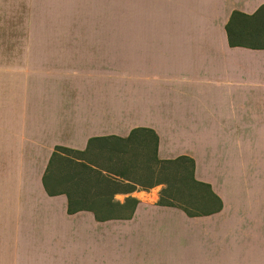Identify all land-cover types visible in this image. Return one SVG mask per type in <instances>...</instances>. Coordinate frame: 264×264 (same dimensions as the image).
Instances as JSON below:
<instances>
[{
	"label": "crops",
	"instance_id": "obj_1",
	"mask_svg": "<svg viewBox=\"0 0 264 264\" xmlns=\"http://www.w3.org/2000/svg\"><path fill=\"white\" fill-rule=\"evenodd\" d=\"M125 40L124 80L46 48L0 63V264H264V0H128ZM137 128L160 161L193 160L221 207L190 217L124 192L133 217L97 222L48 195L57 147Z\"/></svg>",
	"mask_w": 264,
	"mask_h": 264
},
{
	"label": "rangeland",
	"instance_id": "obj_2",
	"mask_svg": "<svg viewBox=\"0 0 264 264\" xmlns=\"http://www.w3.org/2000/svg\"><path fill=\"white\" fill-rule=\"evenodd\" d=\"M127 1L0 0V63L31 61L32 56L24 53L32 52L30 48H46L45 52L58 53L56 57L62 62L103 71V79L124 80ZM146 2L148 5L150 0ZM154 157L155 144L147 135L131 145L115 141L97 143L86 155L67 154L57 159L51 180L57 191L86 202L94 196L102 199L117 190L133 189L138 191L139 197L145 192L161 194L167 187L173 194L185 191L195 197L204 195L203 190L190 184L188 166L164 169ZM80 162L91 163L96 170L124 172L131 181L116 178L108 186ZM108 231L102 227L106 238ZM102 254L106 259L115 257L114 251L104 243ZM163 260L160 264H172V253H166Z\"/></svg>",
	"mask_w": 264,
	"mask_h": 264
},
{
	"label": "trees",
	"instance_id": "obj_3",
	"mask_svg": "<svg viewBox=\"0 0 264 264\" xmlns=\"http://www.w3.org/2000/svg\"><path fill=\"white\" fill-rule=\"evenodd\" d=\"M231 46H234L232 40H230ZM142 135H147L153 139L155 144V157L154 161L158 164H162L164 169H168L169 166H179L184 169L185 166L189 167L190 174V184L194 185L196 188L204 191V195L202 197H195L191 194H188L185 191H178L176 193H171V189L167 187L160 194V199L157 203L159 206H167L172 208H178L183 210L190 217H197L201 215H206L205 209L207 207L220 208L221 202L220 200L213 194L211 187L207 184L198 182L194 177L195 163L193 160L181 157L176 160L171 161H160L157 156V146H158V136L151 130L144 128H137L131 131L130 135L127 138L120 137H103V138H95L90 140L89 146L85 151H75L66 149L63 147H57L55 152L52 155L49 167L47 169V173L44 177V187L49 196H57V195H66L69 200L68 204V214L74 215L79 212H91L93 213L97 222H107L112 220H129L133 217V214L138 205V201L134 198H128L125 204H120L115 201V195L124 192H134L135 189L129 191H115L108 194L105 198H98L96 196L91 199L90 202H86L80 199H74L72 194L66 192L57 191V187L53 186L51 180V171L54 165V162L61 158L67 156V154H75V155H86L92 149V146L97 143H107L115 141L117 143L123 145H131L134 143L140 142V138ZM82 167H85L86 170L94 174L96 177H100V181L104 184L111 186L115 179H121L124 181H131L127 178L126 174L121 171L114 170H104L98 169L96 170V166L91 163H82L80 162ZM106 173V174H105ZM133 183V182H132Z\"/></svg>",
	"mask_w": 264,
	"mask_h": 264
}]
</instances>
